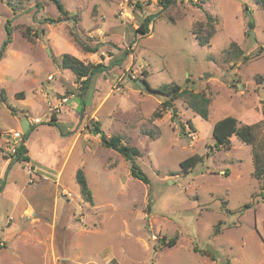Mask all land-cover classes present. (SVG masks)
<instances>
[{"label":"rangeland","instance_id":"374dc122","mask_svg":"<svg viewBox=\"0 0 264 264\" xmlns=\"http://www.w3.org/2000/svg\"><path fill=\"white\" fill-rule=\"evenodd\" d=\"M61 1L67 15L49 0H14L15 7L0 0V51L11 38L0 56L5 102L20 112L14 92H27L36 84L50 91L59 74V53L78 55L79 42L94 46L107 32L103 42H109L116 55L101 48L97 57H89L93 61H84H121L119 68L106 70L112 84L96 98L109 93L120 105L111 120L102 116L101 123L105 133H119L122 143L141 151L134 161L147 180L131 176L130 162L98 139L95 150L82 158L81 169L92 193L89 204L76 183L75 148L59 182L67 188L59 187L58 194L69 201L63 223L51 229L47 225L25 229L22 237L30 240L29 245L17 254L1 246L0 264H264V175L259 180L251 176L249 145L232 136L229 150L218 149L212 137L214 122L225 116L241 122L262 120L258 138L264 145V10L254 0H174L165 10L159 0ZM136 1L141 7L135 6ZM207 14L216 20L214 33L210 45H201L192 30L197 22H206ZM147 16H151L150 31L136 38L135 29ZM27 28L34 41L23 35ZM93 29L97 34H91ZM231 42L248 55L246 62L227 57ZM48 49L53 50L52 56ZM48 72L55 74L54 80H46ZM257 75L262 77L260 83L255 81ZM140 78L148 83V90L136 85L134 80ZM173 83L210 97L206 119L181 98L174 102V120L167 110L160 118L152 116L166 96L150 88ZM115 85L123 90H114ZM2 104L0 170L10 155L4 148L6 136L16 129L12 111ZM34 116L42 122L31 125L36 131L22 134L25 147L31 156L55 166L49 147L65 150L68 141H61L56 129L44 126V108L27 118ZM192 154L201 155V160L181 171L180 161ZM4 176L15 182L17 190L25 185L31 201L37 199L25 164L13 161L6 167L0 176L1 189ZM31 177L36 181V174ZM62 188L71 196L63 195ZM61 198L59 203H64ZM43 205L50 211L52 198ZM58 214L63 215L60 206ZM218 221H222L220 232L213 235ZM49 233L46 244L37 243L36 238L44 239L43 234ZM174 236L173 246H163L161 238Z\"/></svg>","mask_w":264,"mask_h":264},{"label":"crops","instance_id":"0c3cea01","mask_svg":"<svg viewBox=\"0 0 264 264\" xmlns=\"http://www.w3.org/2000/svg\"><path fill=\"white\" fill-rule=\"evenodd\" d=\"M94 25L95 20H93L91 28ZM96 28L97 32L102 31L100 27L99 29L98 27ZM97 32L93 29L91 34H97ZM106 34L108 33L105 32V35L104 33L102 34V36L100 35V42L96 44L100 45L101 43H105L106 46H99L98 50L95 52H88L81 46L82 49H76L78 55L74 56L84 61V59H89V57H97V53L100 54V50H102L101 48L108 50L110 56L116 55V52H112L113 48L108 44L109 42H103L104 40L102 37H109L106 36ZM139 35V33H137L136 35L134 34L136 38ZM48 51L51 54L50 56H52L53 53H51V51L53 50L48 49ZM59 54L61 55L63 53ZM101 59L106 62V57L104 58L103 56H101ZM89 60L93 61L92 59ZM94 61L95 63L99 62V60L97 59H94ZM57 63V65L59 66V74L56 77L57 82L53 89H50V91H44L42 87H39V85L36 84L29 90H27V92L16 91L13 93V96L14 98H16L15 100L22 106L20 112H18L15 107H13L15 109V112H11L9 108H7L15 118V130L20 129L21 119L26 118L29 122L28 130L32 132L36 131L33 130L31 126L34 124L32 119L39 116L27 118L28 113H32L34 110L37 112L44 108L45 121L47 122L44 126L49 130L56 129V136H58L61 141H68V146L65 150L62 149L61 151L59 147L52 145L49 147L50 152L56 158V160L54 159L56 162L55 166H51L50 164L46 165L44 162H41L39 159L31 156L30 149L26 148L27 156L29 157L27 163L34 167L36 170L35 174L37 178L34 183L35 187L31 191L32 193L37 194V199L35 201H31L30 197H28V195H26V193L24 192V190L26 189L25 185L19 187L20 189L17 190L15 182H10V180L5 178L4 176V184L2 185V189L0 190V251L4 247H6V249H10L15 253L17 250L22 252L23 246H27L30 243V240H28L26 236L22 237V235H25V229L27 230L28 228H34L38 225H40L41 227L47 225L48 228L51 229L54 228L56 224L63 223L62 216L65 215V212L69 208V201H66L65 198L61 195V197L64 198L63 202L65 204L59 203V198H61L60 194H58L59 187L67 186L59 183L61 181V176L63 175L62 173L65 171V168L69 163V160L75 148L77 149L73 169L75 174L76 171L78 169H81L82 167L83 156H89V154H91V152L95 150L99 137L91 130L90 121L92 119L98 120L100 122L102 130L104 131L103 125L101 123V117L105 116V120H111L112 116L116 113V109L120 105L118 103L119 101L117 102V100H111V98H109V93H106L104 96L99 97L98 101L96 100L98 95H100L99 92L105 88H109L112 84V82L109 81L111 78H106V75L104 73L108 68L109 72H112L113 68H119L121 64L120 60H112V62H110L109 64L103 63L106 65V70L98 74L91 85L88 84V86L85 87H81V84L78 82V80L75 79V76L71 70L61 67L60 59L57 61ZM48 75H52V78H46V80H54L55 74H53L52 72H48L46 74V77ZM1 79L4 81L3 78H0V80ZM84 79L85 77H81V80ZM1 90L3 91V94L6 95L5 90L0 86V92ZM71 92L75 93V96L68 100V102L61 108L58 114L50 115L49 106L54 104L61 96L68 95ZM106 102L110 103L109 108H107L105 112L101 113L102 107ZM2 103L5 104L4 102ZM41 122L42 119L36 124H40ZM11 130L12 129H10V131ZM107 135L109 136L112 134L109 133ZM51 138L47 137L46 140H53ZM26 142L27 139H22V143H24L25 146ZM43 147L45 149L46 144H43ZM3 160L4 161L1 165L0 176H3L6 167H9L11 163L15 161L12 160L11 162L10 155L5 157ZM42 176H45L46 178H43ZM52 185L53 190L50 189ZM50 197L52 198V206L49 211L44 207L43 203H46V200L50 199ZM58 206H60L63 210V215L58 214ZM58 217L60 218V220H57ZM28 235L30 234H27V236ZM43 236L44 239H42V237L36 238L37 243L46 244V240L51 237V234H43ZM1 246H3V248Z\"/></svg>","mask_w":264,"mask_h":264},{"label":"trees","instance_id":"16d2710c","mask_svg":"<svg viewBox=\"0 0 264 264\" xmlns=\"http://www.w3.org/2000/svg\"><path fill=\"white\" fill-rule=\"evenodd\" d=\"M9 6L15 7L14 0H5ZM55 4L59 13L63 15H67V11L64 9L63 3L61 0H49ZM257 2L258 6L264 10V0H254ZM162 9H167L174 0H159L158 1ZM135 6L141 7L139 2H135ZM206 22H197L195 28H193L192 33L196 38L197 42L201 45H210L211 37L214 33L215 27V18L211 14H207ZM70 17V16H68ZM150 20L151 16L145 17L135 29V35L139 33L140 35H146L150 31ZM29 28L24 30L23 35L30 41H34L33 34L30 35L28 33ZM6 32L8 35L9 29L6 28ZM11 40L9 37L5 42L0 51V56L5 50L6 44ZM84 50L88 52H95L98 50L100 45L89 46L85 43L79 42ZM231 52L233 55H230ZM228 58L236 60L240 58L242 62H246L248 59V55L246 56L243 51L238 47L235 42H231L229 49L227 50ZM60 65L62 68L69 69L73 72L75 79L81 84V87L88 86L90 80L96 74H99L106 70V65L102 62H84L80 60L78 57L71 55L69 53H63L60 55ZM81 77H85L84 80H81ZM137 80V79H136ZM136 80H134L136 82ZM140 80L145 81L144 78H140ZM262 77L260 75L255 76V81L260 83ZM137 85V84H136ZM81 89V88H80ZM151 91L156 93H161L165 95V99L160 101L159 107L153 111L152 116L154 118H160L163 115V111L168 110L171 113V118L174 120L177 115V110L175 106V100L181 98L185 105L190 108L196 115L206 119L208 115V106L210 103V97L205 94L204 91H191L188 89H182L178 84H165L160 85L156 88H150ZM0 101L4 102L9 108L10 111L15 112V109L8 103L5 102V95L1 90L0 93ZM264 116V109L262 110ZM262 120H256L251 122H241L237 118L233 116H225L216 122H214L212 127V137L214 139V146L218 149L229 150L231 147V137L235 136L241 142L250 146L251 155H252V171L251 176L256 179H261L264 175V145L262 141L258 138L259 129L261 126ZM91 130L98 135L100 139V143L107 147L117 151L125 160L129 161L130 166V174L131 176L138 178L144 182H146V177L141 173V170L137 164H135L134 158L137 156H141V151H139L136 147L129 146L127 144L122 143L121 135L112 134L107 135L101 128L100 122L98 120L90 121ZM186 125H191V122L188 120ZM180 128L182 131L184 130V125H181ZM29 131V130H28ZM27 131V132H28ZM181 131V132H182ZM26 132V133H27ZM22 139L24 135H22L21 141L16 145L15 153L11 155V162L15 160L22 164L28 162L29 157L27 156V149L22 143ZM202 158L199 154H192L191 156L180 161L179 166L181 171H187L191 167H194L195 164L200 161ZM76 183L79 185V191L83 198V200L89 204L93 203L92 193L87 184L86 178L81 169H78L75 174ZM1 189V184H0ZM222 221H218L214 226L213 235H216L220 232V226ZM162 239L163 246L171 247L176 243L177 237L174 236L169 239ZM196 248V247H194Z\"/></svg>","mask_w":264,"mask_h":264},{"label":"built area","instance_id":"2783aa9c","mask_svg":"<svg viewBox=\"0 0 264 264\" xmlns=\"http://www.w3.org/2000/svg\"><path fill=\"white\" fill-rule=\"evenodd\" d=\"M47 79H51L52 78V75H48L46 77ZM114 90L116 91H122L123 88L121 85H115L114 86ZM75 96V93L71 92L69 93L68 95H63L61 96L54 104H52L51 106H49V112H50V115L52 114H58L61 110V108L68 102V100L70 98H73ZM32 121L34 123H38L41 121V119L39 117H34L32 119ZM21 138H22V132L20 129H17V130H11L9 132V135L6 136V139H5V149L8 151V153L10 155H13L15 153V148H16V145L19 144V142L21 141ZM10 140H12L10 142ZM25 167H26V170H27V173L28 175L30 176L28 181L33 183L35 182V179H33L31 177L32 174H35L36 170L34 167H32L31 165H29L27 162L25 163ZM43 178H46L45 176H42ZM61 193L67 197H70L71 196V192L62 188L61 189Z\"/></svg>","mask_w":264,"mask_h":264},{"label":"water","instance_id":"95a60500","mask_svg":"<svg viewBox=\"0 0 264 264\" xmlns=\"http://www.w3.org/2000/svg\"><path fill=\"white\" fill-rule=\"evenodd\" d=\"M249 27L252 28V25H249ZM136 84L138 86H140L143 90H148L149 89L148 84L145 81L143 82L140 79L136 80ZM28 124H29V122H28V120L26 118L21 119V121H20V130H21L22 134H25L28 131Z\"/></svg>","mask_w":264,"mask_h":264}]
</instances>
